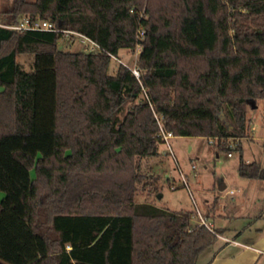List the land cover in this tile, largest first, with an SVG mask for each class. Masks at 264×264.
Listing matches in <instances>:
<instances>
[{
    "label": "trees",
    "instance_id": "trees-1",
    "mask_svg": "<svg viewBox=\"0 0 264 264\" xmlns=\"http://www.w3.org/2000/svg\"><path fill=\"white\" fill-rule=\"evenodd\" d=\"M0 18L58 29L0 27V264H196L218 232L138 202L141 161L161 154L158 117L217 153L238 141L239 176L264 180L240 144L264 100V0H8ZM76 34L99 50L59 48ZM138 46L139 78L109 73Z\"/></svg>",
    "mask_w": 264,
    "mask_h": 264
},
{
    "label": "rangeland",
    "instance_id": "rangeland-1",
    "mask_svg": "<svg viewBox=\"0 0 264 264\" xmlns=\"http://www.w3.org/2000/svg\"><path fill=\"white\" fill-rule=\"evenodd\" d=\"M7 3L8 0H0V9ZM90 45L87 41L83 42V39L77 35H66L60 41L59 48L64 51L81 52L87 51ZM140 51V47H137L135 52L121 50L117 59L112 58L109 73L114 74L118 66L121 65L118 60H121L128 67H135ZM19 61L25 70L30 71L34 55L23 54L20 56ZM248 118L251 121L250 138L240 140V144L244 148L243 159L248 161L247 163H260L264 168V100H259L255 108H249ZM228 149L229 152H233V157H229L227 152L217 153L216 141L211 143L210 139L202 137H175L171 141L173 154L170 153L169 148L162 145L160 156L141 161V172L147 178L139 185L136 195L138 202L152 203L158 207L176 212H192L193 226L200 225L201 220L198 215L200 212L213 230L218 232V240L201 254L196 264H206L213 256L212 253L225 245L224 242L220 241V239L224 240L221 237L223 231L216 228L228 226L226 225V219L217 216L213 218L211 222H215V228L205 216L211 214L208 208L212 207L214 213H216L215 208H218L221 213L226 212V214H229L231 210L235 209L231 207L232 203H237L236 201L241 194L264 196V183L260 184L257 189H251V191H247L246 188L242 189L241 183L243 180L238 173L241 155L230 147ZM32 175H34V172H32ZM222 183L228 186L223 191V198L217 197L219 195L218 189ZM231 191L235 194L230 195L229 192ZM1 197H3L2 193H0ZM217 202L219 205L225 204L227 210L224 211L221 207H217ZM244 213L245 211L240 212V214ZM228 220L231 228H237L245 224L243 220L231 218ZM225 231L226 236L231 235L229 232L225 233Z\"/></svg>",
    "mask_w": 264,
    "mask_h": 264
},
{
    "label": "crops",
    "instance_id": "crops-1",
    "mask_svg": "<svg viewBox=\"0 0 264 264\" xmlns=\"http://www.w3.org/2000/svg\"><path fill=\"white\" fill-rule=\"evenodd\" d=\"M217 156H219V154H217ZM231 157H233V155ZM240 178L243 180L241 183L242 189L246 188L247 191L257 189L260 184L264 183V180ZM222 186H225V188L222 190L220 188L218 189L219 195H217V197H224L223 191H225L228 186L225 183H222L221 187ZM229 194L234 195L235 193L229 192ZM236 202L237 203H232L231 207L235 209L231 210L229 214H226V212H224V214L221 213L218 208H215L216 213H214L212 207L208 208L211 214H206L205 216L209 219L210 224L215 226V222H211V220L217 216L219 218H225L227 222L226 225L229 227L220 226L222 228H216L215 226L216 229L223 231L221 237H223L224 240L220 239V241L224 242L225 245L214 251V253H212L213 256H211L206 264H264V196L258 194L251 196L248 194H241ZM218 206L224 209V211L227 210L225 204L219 205L217 202V207ZM241 211H245V213L240 214ZM230 218L243 220L245 224L237 228H231L228 220ZM224 231L225 233L229 232L231 235L226 236Z\"/></svg>",
    "mask_w": 264,
    "mask_h": 264
},
{
    "label": "built area",
    "instance_id": "built-area-1",
    "mask_svg": "<svg viewBox=\"0 0 264 264\" xmlns=\"http://www.w3.org/2000/svg\"><path fill=\"white\" fill-rule=\"evenodd\" d=\"M0 27H4V28H9V29H13V30H17V31H27V30H33V31H50V32H56L58 31L57 29V25L56 23H54L51 20H41V19H37V20H32L30 18H25L23 19L20 23L18 24H13V25H7L5 24L2 19L0 18ZM77 36L81 37L83 39V42H89L91 45L88 48L87 51H95V50H99V46L93 42L92 40H90L89 38L80 35V34H76ZM145 36V31L143 28L139 29L138 31V38L139 39H143ZM140 47V46H138ZM141 48V47H140ZM112 58L117 59V57L113 56ZM120 62V64L128 67L125 63H123L121 60H118ZM134 76H136L137 78H139L140 76V72L137 69V67H128ZM157 120L160 124V133L159 136L162 139L163 144L165 145L167 148H169V151L171 154H173L172 150H171V141L172 139H174V135L172 132H168L164 129L163 125L161 124V121L159 120V118L157 117ZM211 143H214V140H211ZM239 146V142L238 141H231L229 144V147L232 150H235L237 147ZM169 153V152H168ZM169 153V154H170ZM167 154V153H166ZM233 155V152H229L228 156L231 157ZM231 193H233V191H231ZM199 218L201 220L200 225H203L205 227H207L210 231L214 232L213 228L205 221V219L202 217L201 213L199 212Z\"/></svg>",
    "mask_w": 264,
    "mask_h": 264
},
{
    "label": "water",
    "instance_id": "water-1",
    "mask_svg": "<svg viewBox=\"0 0 264 264\" xmlns=\"http://www.w3.org/2000/svg\"><path fill=\"white\" fill-rule=\"evenodd\" d=\"M251 107H252V108H255V107H256V105H255L254 102H251ZM224 188H225V186L220 187L221 190L224 189Z\"/></svg>",
    "mask_w": 264,
    "mask_h": 264
}]
</instances>
